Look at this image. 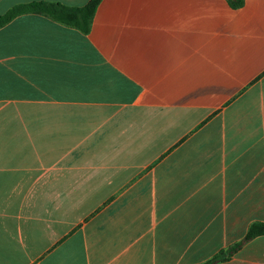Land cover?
<instances>
[{"label":"crops","instance_id":"0c3cea01","mask_svg":"<svg viewBox=\"0 0 264 264\" xmlns=\"http://www.w3.org/2000/svg\"><path fill=\"white\" fill-rule=\"evenodd\" d=\"M90 0H0L13 8ZM264 0H102L88 34L0 26V264H264Z\"/></svg>","mask_w":264,"mask_h":264},{"label":"trees","instance_id":"16d2710c","mask_svg":"<svg viewBox=\"0 0 264 264\" xmlns=\"http://www.w3.org/2000/svg\"><path fill=\"white\" fill-rule=\"evenodd\" d=\"M102 0H90L89 3L82 8H68L60 4L54 3H34L29 5H21L13 8L6 15L0 17V26L4 25L17 15L24 13H37L50 17L56 22L76 28L83 34H88L93 16L97 7ZM233 8L241 7L243 0H228ZM258 236H264V222L252 224L246 234L243 242L251 240ZM241 244H237L227 251H221L213 258L203 264H214L218 261L227 259Z\"/></svg>","mask_w":264,"mask_h":264}]
</instances>
